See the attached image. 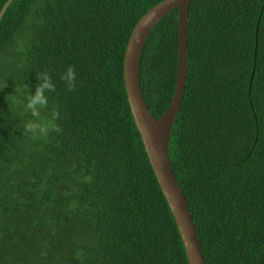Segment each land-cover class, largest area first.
Returning a JSON list of instances; mask_svg holds the SVG:
<instances>
[{"label": "trees", "instance_id": "16d2710c", "mask_svg": "<svg viewBox=\"0 0 264 264\" xmlns=\"http://www.w3.org/2000/svg\"><path fill=\"white\" fill-rule=\"evenodd\" d=\"M159 1L10 0L5 7L0 264H187L122 80L130 32ZM176 15L174 8L157 21L140 55L139 87L155 118L174 88ZM185 57L167 152L204 264H264V0H190ZM69 66L71 92L60 78ZM45 71L56 91L35 118L51 121L58 112L52 124L61 131L50 126L36 136L2 94L26 99Z\"/></svg>", "mask_w": 264, "mask_h": 264}, {"label": "water", "instance_id": "95a60500", "mask_svg": "<svg viewBox=\"0 0 264 264\" xmlns=\"http://www.w3.org/2000/svg\"><path fill=\"white\" fill-rule=\"evenodd\" d=\"M190 0H161L145 11L134 24L122 57V80L130 115L159 190L175 223L187 264H204L194 225L181 189L168 160L167 143L177 114L186 74V15ZM10 0L0 9V16ZM176 8V63L174 88L166 109L153 117L143 101L138 68L144 41L157 21ZM255 51L253 52V55ZM253 68V67H252ZM253 69L251 70L252 74ZM251 79V75L249 81Z\"/></svg>", "mask_w": 264, "mask_h": 264}, {"label": "clouds", "instance_id": "9594fccd", "mask_svg": "<svg viewBox=\"0 0 264 264\" xmlns=\"http://www.w3.org/2000/svg\"><path fill=\"white\" fill-rule=\"evenodd\" d=\"M61 80L64 81L65 86L69 92L74 91L76 88V71L73 66H69L66 71L61 75ZM38 83L35 87L34 94L30 91L26 97L25 107L31 112L33 117H38L41 109H46L48 106V96L46 93L55 92L56 87L52 81L51 75L45 71L37 74ZM58 112L51 113V121H29L25 124V131L33 135L40 134L46 135L49 127H55L56 131H61L58 125L52 124V121L57 119Z\"/></svg>", "mask_w": 264, "mask_h": 264}, {"label": "rangeland", "instance_id": "374dc122", "mask_svg": "<svg viewBox=\"0 0 264 264\" xmlns=\"http://www.w3.org/2000/svg\"><path fill=\"white\" fill-rule=\"evenodd\" d=\"M2 99L5 101V103L11 104V108L13 109L14 114L16 115V118H17V121L19 122V124L22 123L23 125H25L29 121H33V120L39 121L38 118L33 117L31 112L26 109V107H25L26 99L25 98H23L22 100L21 99L19 100L18 96H15V94H13V93L7 92V93L2 94ZM22 112H23V114H22ZM24 129H25V127H24ZM36 136H38V134H36Z\"/></svg>", "mask_w": 264, "mask_h": 264}]
</instances>
